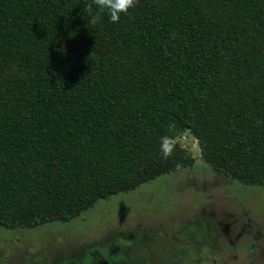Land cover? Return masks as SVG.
I'll use <instances>...</instances> for the list:
<instances>
[{
    "label": "trees",
    "instance_id": "1",
    "mask_svg": "<svg viewBox=\"0 0 264 264\" xmlns=\"http://www.w3.org/2000/svg\"><path fill=\"white\" fill-rule=\"evenodd\" d=\"M87 3L0 0V224L187 168L186 130L218 175L264 187V0H138L96 25Z\"/></svg>",
    "mask_w": 264,
    "mask_h": 264
},
{
    "label": "rangeland",
    "instance_id": "2",
    "mask_svg": "<svg viewBox=\"0 0 264 264\" xmlns=\"http://www.w3.org/2000/svg\"><path fill=\"white\" fill-rule=\"evenodd\" d=\"M192 163L98 199L67 221L0 224V264H264V187L218 175L197 139Z\"/></svg>",
    "mask_w": 264,
    "mask_h": 264
},
{
    "label": "clouds",
    "instance_id": "3",
    "mask_svg": "<svg viewBox=\"0 0 264 264\" xmlns=\"http://www.w3.org/2000/svg\"><path fill=\"white\" fill-rule=\"evenodd\" d=\"M138 0H91L84 6L83 11L89 16V23L98 24L103 19V14L107 12L109 19L113 23H118L121 14H127L129 9L136 6ZM95 5V9L93 7ZM177 142L171 137H162L161 153L164 159H168L174 152Z\"/></svg>",
    "mask_w": 264,
    "mask_h": 264
}]
</instances>
